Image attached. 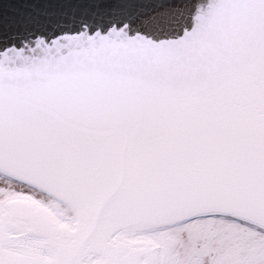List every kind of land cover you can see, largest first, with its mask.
Segmentation results:
<instances>
[{
    "label": "water",
    "instance_id": "1",
    "mask_svg": "<svg viewBox=\"0 0 264 264\" xmlns=\"http://www.w3.org/2000/svg\"><path fill=\"white\" fill-rule=\"evenodd\" d=\"M155 3L150 7L139 0H0V121L8 124L2 117L6 111L3 104L15 101L63 126L94 136L121 129L122 125L132 126L139 145L154 150L133 162L125 183L143 184L141 189L152 193H158L160 186L167 191L165 186L180 176L199 175L206 163L222 169L227 162L231 169L250 166L251 179L264 185V46L254 57H244L241 48L245 32H238L240 28L231 21L224 27L236 26L233 35L231 31L226 38L219 36L218 43L201 35L200 30L192 34L186 19H175V23L164 19L168 24L157 25L165 22L152 13L159 4ZM216 21L210 24L214 29L220 26H215ZM212 32L210 37L214 38ZM235 34L238 40L229 39ZM236 41L240 43L233 45ZM197 44L200 49L213 46L210 62H225L228 72L207 70L210 80L201 77L202 87L195 89L202 92L178 98L176 106L153 104L170 94L177 98L175 90L185 92V76L191 74L186 66L200 56ZM30 85L40 90H28ZM235 89L243 90L237 93L244 95L246 104H240L248 112L231 105L236 102L230 98ZM216 93L222 94L221 98ZM195 106L200 110L192 111ZM203 106H223V112L212 109L205 113ZM230 107L244 119L230 116ZM200 135L206 137L200 139ZM227 137L242 141L240 144L252 142L249 144L259 149L246 152L238 147L181 156L176 151L194 143L211 145ZM0 163L12 167V171L0 167L1 173L55 197L78 218L73 204L79 197L67 188L41 185L35 177L46 178L42 172L24 167L5 154L0 155ZM181 182L182 192H161L159 201H131V207L126 206L118 215V224L136 222L137 227L129 226L152 230L203 215L224 214L262 226L258 218L264 219V201L252 205L237 194L201 189L193 179ZM127 230L119 225L113 235Z\"/></svg>",
    "mask_w": 264,
    "mask_h": 264
},
{
    "label": "bare ground",
    "instance_id": "2",
    "mask_svg": "<svg viewBox=\"0 0 264 264\" xmlns=\"http://www.w3.org/2000/svg\"><path fill=\"white\" fill-rule=\"evenodd\" d=\"M155 1L159 4H157L156 12L152 13H155L157 18L160 17V21L165 22L164 19H166L169 23H175V19L179 22H185L186 19L188 20L186 26H190L192 34L200 30L201 35H208V39L216 43L221 40L217 39L219 36L226 38L227 32L231 31L230 35H233V29L236 26L239 27L238 32L243 30L244 36H246L241 48V54L244 57L255 56L256 52L264 46V0H240V2H237L238 0H139V3L144 2L152 7L156 4ZM176 12H179V15ZM213 21H216V23L214 22L215 26H217L216 24L220 26L214 29V26L210 25ZM230 21L235 22L233 25L236 26H233V29L232 26L225 29L224 25L229 24ZM206 22H208V26L205 27ZM166 24L168 23H157L162 26ZM213 30L216 38L210 37L214 35ZM237 35L235 34L229 39L238 40ZM239 43L236 41L233 45ZM196 46L197 54L200 56L194 60L193 64L189 63L186 66L187 72H191V74L185 76L184 84L187 86L185 92L180 94L183 92L182 90H175L178 94L177 98L170 94L161 102L160 100L152 101L153 104L160 105L162 103L176 106L178 98L190 93L202 92L203 89L200 91L195 89H201L203 79L210 80V73L207 70L228 72L225 62L219 64L210 62L208 55L213 46L206 47V49L198 48V44ZM202 54L204 56L201 57ZM246 62L249 66V62ZM212 65L216 67L214 68ZM201 77L204 78L201 80ZM39 83L43 85L41 80ZM35 85L37 86V84ZM36 86L30 85L28 90H40ZM240 91L243 90L235 89L231 93V100L236 101L231 105L235 108L239 107V109L244 107L248 112L247 107L242 105L246 104L243 103L244 95L237 93ZM170 92L172 93L173 90L171 89ZM216 96L221 98L222 94L216 93ZM198 104L200 105V103ZM3 107H6L4 109L6 111L2 117L8 121V124L0 121V155L5 154L10 159L23 163L24 167L29 166L33 170L42 172L41 174L46 178L40 180L35 177L39 180L38 183L45 186L51 185L53 188L59 184L79 197V202L76 201L73 204L78 215V230L70 232L67 227L58 225L46 211L32 202L24 199L10 201L7 204V214L4 218L12 217L11 223L13 218L16 220V225L22 234L21 239L24 236H36L41 238L42 242L36 250L25 249L16 252L13 248L19 238L10 237L6 228L3 229V225H1L0 264H140L139 258L143 254L153 256L151 249H133L128 244L116 241L113 232L119 225L125 230L128 229L127 231L137 233L150 229H136V222L129 223V225L135 224V227H130L126 222L121 225L116 219L118 215H122L123 208L130 206L131 201L147 204L150 201H159L160 195L163 194L161 192L170 190L182 192V180L193 179V183L199 184L201 189H219L225 194H237L236 197H241V201L251 202L252 205H262L261 201H264V185L258 180L251 179L249 176L251 167L242 165V169L240 166L238 169L233 167L231 169L230 162L225 164L229 167L225 166L226 169H222L220 168L222 166H216V164L206 163L208 166L199 175L192 176L193 178L187 175L180 176L165 186L167 191L160 189L163 186L158 187V193L141 189L143 184L133 182L127 184L125 182L129 178H126V171L130 170L133 162L140 158V155L154 150L143 144H140L143 147L139 145L132 126L122 125L121 129L101 134L102 136H94L63 126L42 113L28 109L25 104L20 102H5ZM224 107L227 108V106ZM233 107L229 108L230 113L228 114L244 119L240 112L232 113ZM212 109L215 113L223 112V106L202 110L208 113ZM199 110L200 107L197 108V106L192 109L194 112ZM204 137L206 136H199L200 139H204ZM241 142L227 137L225 140H214L211 145L194 143L193 146L180 147L176 151L178 156H181L183 153L198 154L202 151H223L238 147L242 148V151L250 152L257 148L255 145L249 144L252 142L245 141L244 144H240ZM2 166L12 171L11 166L0 163V167ZM23 174L28 178L33 176L31 173ZM150 185L155 184L150 183ZM184 186L190 185L184 184ZM4 218L2 219L4 220ZM258 219L264 227V219ZM85 233L86 235H84ZM42 247L52 250L50 259L43 256ZM94 256H99L98 263L93 262Z\"/></svg>",
    "mask_w": 264,
    "mask_h": 264
},
{
    "label": "rangeland",
    "instance_id": "3",
    "mask_svg": "<svg viewBox=\"0 0 264 264\" xmlns=\"http://www.w3.org/2000/svg\"><path fill=\"white\" fill-rule=\"evenodd\" d=\"M17 199L30 201L42 208L58 225L67 227L70 232L78 230V218L68 205L0 172V227L3 225L10 237L19 238L13 248L16 252L36 250L42 242L36 236L21 239L16 220L13 218L11 223L12 217L4 218L7 204ZM114 239L133 249H151L153 256L143 254L139 258L140 264H264V227L230 215H203L140 233L121 231ZM49 249L41 248L46 259L52 257V250ZM92 260L98 263L100 258L94 256Z\"/></svg>",
    "mask_w": 264,
    "mask_h": 264
}]
</instances>
